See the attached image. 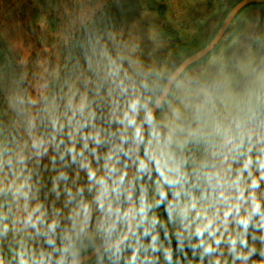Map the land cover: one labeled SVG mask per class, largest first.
<instances>
[{"label":"clouds","instance_id":"clouds-1","mask_svg":"<svg viewBox=\"0 0 264 264\" xmlns=\"http://www.w3.org/2000/svg\"><path fill=\"white\" fill-rule=\"evenodd\" d=\"M55 10L0 58V264H264L260 14L158 59L107 0Z\"/></svg>","mask_w":264,"mask_h":264},{"label":"rangeland","instance_id":"rangeland-1","mask_svg":"<svg viewBox=\"0 0 264 264\" xmlns=\"http://www.w3.org/2000/svg\"><path fill=\"white\" fill-rule=\"evenodd\" d=\"M60 2L0 0V58L5 52L15 58L30 51L35 59L41 48L39 37L49 43L56 38L60 22L55 6ZM231 3L232 0H121V7H117L113 0H107V8L115 26L123 29L126 36L142 37L145 53L155 47L149 39V29L156 32L162 44L154 55L162 59L179 51L178 41H200L211 34ZM258 13L264 19V3L246 6L233 20L238 28H250ZM17 44L22 48H16Z\"/></svg>","mask_w":264,"mask_h":264},{"label":"water","instance_id":"water-1","mask_svg":"<svg viewBox=\"0 0 264 264\" xmlns=\"http://www.w3.org/2000/svg\"><path fill=\"white\" fill-rule=\"evenodd\" d=\"M252 3H264V0H239L236 2L231 9L228 11V13L225 15L221 23L219 24L217 30L221 29V26L223 25L224 21H233L234 17L237 15L239 11H241L242 8H244L246 5L252 4ZM216 30V31H217Z\"/></svg>","mask_w":264,"mask_h":264},{"label":"trees","instance_id":"trees-1","mask_svg":"<svg viewBox=\"0 0 264 264\" xmlns=\"http://www.w3.org/2000/svg\"><path fill=\"white\" fill-rule=\"evenodd\" d=\"M239 0H232V3L228 6V7H226L224 10H223V12H222V16H221V19H220V22H219V24L221 23V21L223 20V18L225 17V15L228 13V11L231 9V7L236 3V2H238ZM252 4H255V3H252ZM250 5V4H249ZM246 6H248V5H246ZM245 6V7H246ZM244 7V8H245ZM244 8H242L241 10H243ZM240 12V11H239ZM238 12V13H239ZM237 13V14H238ZM237 16V15H236ZM235 16V17H236ZM234 17V18H235ZM219 26V25H218ZM217 28L218 27H216L215 28V30L214 31H216L217 30ZM213 31V32H214ZM212 33V32H211ZM205 39V38H204ZM203 40V39H202ZM202 40H200V41H178L177 42V47H178V50H180V49H191V48H197L198 46H199V44H200V42L202 41ZM174 244H175V242H174Z\"/></svg>","mask_w":264,"mask_h":264}]
</instances>
